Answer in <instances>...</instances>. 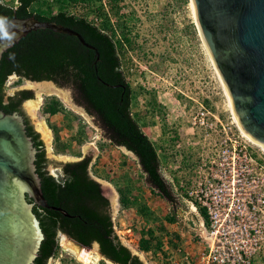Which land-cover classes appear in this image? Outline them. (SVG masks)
Returning a JSON list of instances; mask_svg holds the SVG:
<instances>
[{
  "label": "rangeland",
  "instance_id": "374dc122",
  "mask_svg": "<svg viewBox=\"0 0 264 264\" xmlns=\"http://www.w3.org/2000/svg\"><path fill=\"white\" fill-rule=\"evenodd\" d=\"M99 1L112 24L117 19L126 24L125 34L133 49H127L122 58L133 97L132 113L158 149L163 174L167 180L173 176L182 200L176 202L178 207L171 206L149 190L135 156L107 141L93 118L75 103L71 89L11 76L5 84V97L22 90L32 93L21 109L44 144L49 173L57 175L54 164L89 157L88 174L109 201L118 241L143 264H170L185 254L194 258L209 243L208 221L185 195L196 190L198 183L206 184L211 170L219 174L228 168L222 166L224 151L237 155L245 146L255 160L251 165L254 182H245L240 190L243 205L238 207L234 200L230 208L239 214L235 226L255 228L258 233L228 239L250 254L239 264H264V150L241 137L230 100L197 30L190 0ZM81 6L71 12L81 14ZM90 16L89 20L100 23L97 16ZM39 84H50L52 90L38 91L34 86ZM50 98L57 99L62 108L45 115L42 108ZM30 102L36 106L34 111ZM44 129L50 134L47 138ZM119 192L127 200L126 206L121 204ZM172 214L176 222L171 221ZM62 238L59 234L58 251L47 264H86L64 250ZM142 241L145 251L140 247ZM82 250L92 254L87 264H111L95 254L94 245Z\"/></svg>",
  "mask_w": 264,
  "mask_h": 264
},
{
  "label": "trees",
  "instance_id": "16d2710c",
  "mask_svg": "<svg viewBox=\"0 0 264 264\" xmlns=\"http://www.w3.org/2000/svg\"><path fill=\"white\" fill-rule=\"evenodd\" d=\"M14 2L0 0V17L9 20L33 16L40 21L62 25L79 33L99 54L94 65L95 52L82 46L74 37L37 30L22 37L0 57V110L24 118L28 137L35 149L43 198L47 205L59 207L71 216L33 206L43 243L32 264H47L56 255L60 233L83 246L97 243L102 255L116 264H143L118 241L109 213V201L100 184L88 174L90 158L54 164L57 175L50 174L44 144L21 109L32 93L22 90L8 97L4 94L10 76L32 82L49 81L71 89L75 103L93 118L107 141L135 156L147 188L176 205L172 187L164 178L158 149L132 113L133 97L122 58L127 49H133V42L125 34L126 24L118 19L112 24L99 0H17L16 6ZM78 4L82 5L83 12L72 13ZM89 15L97 16L100 23L89 20ZM116 31L119 38H116ZM61 108L57 99L50 98L45 101L42 112L54 115ZM119 194L121 204L126 206L127 200L122 192ZM169 217L176 222L175 214ZM140 247L147 250L143 241Z\"/></svg>",
  "mask_w": 264,
  "mask_h": 264
},
{
  "label": "water",
  "instance_id": "95a60500",
  "mask_svg": "<svg viewBox=\"0 0 264 264\" xmlns=\"http://www.w3.org/2000/svg\"><path fill=\"white\" fill-rule=\"evenodd\" d=\"M190 4L197 30L240 127L264 147V0H190ZM7 22L12 39L0 38V57L28 33L50 30L74 37L95 52L94 65L98 61L96 49L70 28L33 16ZM34 205L71 217L63 209L47 205L43 198L35 149L22 118L0 110V264L34 262L43 243L39 222L32 211ZM60 234L86 251L94 245L99 258L116 264L102 255L97 243L83 246Z\"/></svg>",
  "mask_w": 264,
  "mask_h": 264
},
{
  "label": "built area",
  "instance_id": "2783aa9c",
  "mask_svg": "<svg viewBox=\"0 0 264 264\" xmlns=\"http://www.w3.org/2000/svg\"><path fill=\"white\" fill-rule=\"evenodd\" d=\"M14 5H17V0ZM239 132L241 137L245 138L240 130ZM228 153L224 151L222 155V166H227L226 170L219 174L211 170V178L206 180V184L202 186L198 183L196 190L185 195L192 208L203 220L205 218L208 221L206 228L210 237L209 243L199 250L194 258L185 254L179 259L172 260L170 264H239L240 261L243 262V257L245 259L250 257L246 251L232 246L228 238L231 236L248 238L258 233L255 228L235 226L234 221L238 220L239 214L230 208L234 200L238 207L243 205L240 190L245 182H254L251 165L255 160L245 146L237 155L234 151L230 152L231 156Z\"/></svg>",
  "mask_w": 264,
  "mask_h": 264
},
{
  "label": "bare ground",
  "instance_id": "6f19581e",
  "mask_svg": "<svg viewBox=\"0 0 264 264\" xmlns=\"http://www.w3.org/2000/svg\"><path fill=\"white\" fill-rule=\"evenodd\" d=\"M196 19V18H195ZM197 24V23H196ZM198 25V24H197ZM35 87V89L36 90H40V91H51L52 90V86L50 85V84H39V85H35L34 86ZM29 108H30V110H32V111H34L35 110V108H36V106L34 105V103L33 102H30L29 103ZM235 117H236V115H235ZM236 120H237V118H236ZM235 121V120H234ZM238 122V121H237ZM237 122L235 121V123H236V125H237V127L239 128V130L241 131V133L243 134V136L252 144V142L253 143H255L256 145H258V146H260L263 150H264V147L260 144V143H258L257 141H255L254 139H252L249 135H247L245 132H244V130L242 131L241 129H240V125L238 126V124H237ZM44 133H45V136H46V138H47V136H49L50 134L47 132V130H45L44 129ZM252 142H251V141ZM63 236V235H62ZM62 246H63V248H64V250L66 251V252H70L72 255H74L77 259H78V261L79 262H81V263H89L90 261H91V256H92V254H89V253H86L85 251H83L81 248H79L78 246H76L75 244H73L72 243V241H70L69 239H67L65 236H63V238H62ZM110 263V262H109Z\"/></svg>",
  "mask_w": 264,
  "mask_h": 264
},
{
  "label": "clouds",
  "instance_id": "9594fccd",
  "mask_svg": "<svg viewBox=\"0 0 264 264\" xmlns=\"http://www.w3.org/2000/svg\"><path fill=\"white\" fill-rule=\"evenodd\" d=\"M7 20L4 17H0V38H7L8 40L12 39V35L7 27Z\"/></svg>",
  "mask_w": 264,
  "mask_h": 264
},
{
  "label": "flooded vegetation",
  "instance_id": "af4514ba",
  "mask_svg": "<svg viewBox=\"0 0 264 264\" xmlns=\"http://www.w3.org/2000/svg\"><path fill=\"white\" fill-rule=\"evenodd\" d=\"M28 81V80H27ZM32 82V81H31ZM24 102H26V101H24ZM27 102H28V100H27ZM81 107V106H80ZM82 109H83V107H81ZM21 117V116H20ZM22 118V120H23V122L25 121L24 120V118L23 117H21ZM30 124V123H29ZM24 125H25V122H24ZM31 125V124H30ZM25 128H26V125H25ZM35 131V130H34ZM36 132V131H35ZM37 133V132H36ZM31 142H32V140H31ZM172 164H173V162H172ZM173 176H171L170 177V180L168 179H166L165 178V176H164V178L170 183V185H171V187H172V195H173V197H176V202H178L179 200H182V198L181 199H179V197H178V194H177V189L175 190V188H174V180H173V178H172ZM179 203H180V201H179ZM170 204V203H169ZM173 204H175V203H171L170 205L171 206H173ZM181 205H183L182 203L180 204V206Z\"/></svg>",
  "mask_w": 264,
  "mask_h": 264
}]
</instances>
